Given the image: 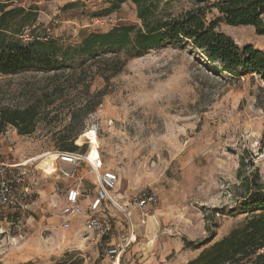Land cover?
<instances>
[{"label":"rangeland","instance_id":"1","mask_svg":"<svg viewBox=\"0 0 264 264\" xmlns=\"http://www.w3.org/2000/svg\"><path fill=\"white\" fill-rule=\"evenodd\" d=\"M112 1L27 0L20 7L12 0H0V4L31 14L36 35L71 46L92 32L141 26L132 2L110 10ZM196 2L160 0L159 11L177 15ZM20 20L19 16L10 20L9 30L0 38L16 39ZM207 20H216L218 29L239 46L264 49V36L252 26L227 25L215 8ZM76 79L69 72L55 82L43 73L0 75V109L25 107L50 93L54 85L65 90V96L41 113L32 133L19 134L9 125L0 134L1 162L35 160L29 186L36 201L20 232L10 224L9 212L8 219L2 218L0 264H51L72 256L79 264H185L204 248H195L197 244L212 235V242L220 240L245 221L247 214L239 210L246 195L241 182L258 170L264 185V78L233 77L191 46L165 45L130 59L109 81L94 78L90 95H104H97L100 104L83 118V133L73 142L75 151L87 156L97 152L102 170L118 174L114 192L118 204L128 208L129 198L149 191L155 193L156 205L143 220L132 212L134 237L117 262L105 256L104 248L116 244L118 234L129 227L120 210L110 204L105 209L102 218L112 233L104 238L85 230L84 217L63 228L58 217L63 196L56 186L68 182L58 174L43 173L38 162L45 163L48 173L54 171L60 137L69 132L70 112L85 99V84ZM42 100L46 102L45 97ZM85 176L81 201L88 213L94 178Z\"/></svg>","mask_w":264,"mask_h":264},{"label":"trees","instance_id":"2","mask_svg":"<svg viewBox=\"0 0 264 264\" xmlns=\"http://www.w3.org/2000/svg\"><path fill=\"white\" fill-rule=\"evenodd\" d=\"M127 1L135 5L140 27L120 25L107 32H92L71 46L36 35L33 28L35 19L31 14L20 7L8 8V4H0V33L9 30L10 20L21 17L16 39L6 35L0 38V75L43 73L49 82H55L69 72L77 77L75 81L78 84H85V99L75 104L70 112L69 132L60 137V151L78 149L73 142L83 133V118L101 102V98L95 99L97 95L102 97L103 93L92 96L89 92L94 78L100 76L109 81L124 69L130 59L141 57L150 50L165 45L191 46L223 73L233 77L256 74L264 78V49L251 44L239 46L232 37L218 29L216 20H207V13L215 8L225 24L252 26L256 34L264 36V0H197L189 9L167 16L159 11L160 0H113L109 9H117ZM25 27L31 28L33 37L28 42L20 38ZM87 74H90L89 79ZM63 96L65 90L54 85L50 93H43L25 107L1 108L0 134L9 125L17 127L19 134L32 133L41 113ZM241 183L246 195L239 204V210L247 214L245 221L220 240L212 242V235L197 244L195 248H204L185 264H241L245 260L252 264L264 263V185L260 182L258 170L252 172L250 179L245 176ZM20 264L39 263L28 261ZM51 264H79V260L72 256Z\"/></svg>","mask_w":264,"mask_h":264},{"label":"built area","instance_id":"3","mask_svg":"<svg viewBox=\"0 0 264 264\" xmlns=\"http://www.w3.org/2000/svg\"><path fill=\"white\" fill-rule=\"evenodd\" d=\"M12 2L24 7L27 0H12ZM30 29L25 27L22 30L20 38L23 42L32 40ZM33 161L35 160L27 159L19 162L9 160L6 163L0 161V222L2 218L8 219L9 212L11 214L10 224L14 225L17 232H20L23 227L26 214L36 205L33 198L34 191L29 186V170L35 163ZM29 163L30 166H28ZM61 163H66L68 166L64 167ZM82 168L85 169V175L94 178V182L92 181L94 195L86 207L88 213L85 212L81 201L86 179ZM53 169L54 171L52 170L50 173L44 168L40 170L47 175L58 174V178L68 182L62 188L56 186V190L61 192L64 198L58 215L63 228H68L73 219L84 217L85 230L88 233L96 234L99 238H104L112 233L110 223L102 218L108 205L110 204L125 215L129 227L125 232L118 234L116 244L111 243L104 248L105 256L113 262H117L130 246L134 237L132 212H138L140 219L143 220L157 203L155 193L141 191L129 198L128 208L121 206L114 197L119 181L118 174L113 170H102V163L98 155L90 157V155L87 156L79 151H59L56 153Z\"/></svg>","mask_w":264,"mask_h":264},{"label":"bare ground","instance_id":"4","mask_svg":"<svg viewBox=\"0 0 264 264\" xmlns=\"http://www.w3.org/2000/svg\"><path fill=\"white\" fill-rule=\"evenodd\" d=\"M97 155H98L97 152L95 154H93L91 152L90 157H96ZM55 157H56V154H55ZM32 160H34V159H32ZM38 166L41 167V168H43V166H45V163H43V161L40 162V163L38 162Z\"/></svg>","mask_w":264,"mask_h":264},{"label":"crops","instance_id":"5","mask_svg":"<svg viewBox=\"0 0 264 264\" xmlns=\"http://www.w3.org/2000/svg\"><path fill=\"white\" fill-rule=\"evenodd\" d=\"M63 201H64V198L62 197ZM61 209V208H60Z\"/></svg>","mask_w":264,"mask_h":264}]
</instances>
